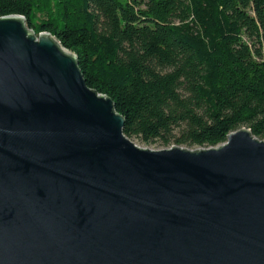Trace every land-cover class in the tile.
<instances>
[{
    "label": "water",
    "instance_id": "obj_1",
    "mask_svg": "<svg viewBox=\"0 0 264 264\" xmlns=\"http://www.w3.org/2000/svg\"><path fill=\"white\" fill-rule=\"evenodd\" d=\"M76 55L0 17V264H264V139L137 146Z\"/></svg>",
    "mask_w": 264,
    "mask_h": 264
},
{
    "label": "trees",
    "instance_id": "obj_2",
    "mask_svg": "<svg viewBox=\"0 0 264 264\" xmlns=\"http://www.w3.org/2000/svg\"><path fill=\"white\" fill-rule=\"evenodd\" d=\"M76 55L143 143L215 147L245 126L264 139V0H0Z\"/></svg>",
    "mask_w": 264,
    "mask_h": 264
},
{
    "label": "rangeland",
    "instance_id": "obj_3",
    "mask_svg": "<svg viewBox=\"0 0 264 264\" xmlns=\"http://www.w3.org/2000/svg\"><path fill=\"white\" fill-rule=\"evenodd\" d=\"M242 127H245V126H242ZM241 128V127H240ZM239 129V128H238ZM137 146L141 147V148H148V149H151V150H161V149H165V148H169L171 147L172 145H175L174 143L171 144L170 146H164L160 140H155V141H152V142H149V143H143L141 140L135 138V137H131L130 138ZM180 147H183V148H187V149H190V150H194V149H198V148H201L199 146H195V145H180Z\"/></svg>",
    "mask_w": 264,
    "mask_h": 264
}]
</instances>
